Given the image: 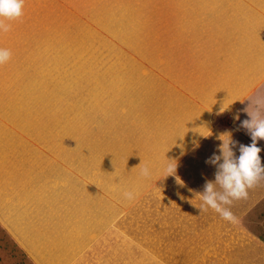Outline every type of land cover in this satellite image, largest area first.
Masks as SVG:
<instances>
[{
    "label": "rangeland",
    "instance_id": "rangeland-1",
    "mask_svg": "<svg viewBox=\"0 0 264 264\" xmlns=\"http://www.w3.org/2000/svg\"><path fill=\"white\" fill-rule=\"evenodd\" d=\"M250 1L264 9V0ZM243 6H248L244 0H25L23 15L4 21L11 27L7 32L0 31V47L11 49L12 57L0 65V173L3 174L0 188L6 201L10 199L14 213L0 221V264H104L110 251V246L105 251L107 241L113 244L114 261L106 264H143L147 253L138 243L132 246L141 253L135 258L131 238L136 236L145 242L154 232L153 220L159 221V213L169 200L168 196H158L160 203L155 205L153 201L154 187L161 189L168 178L164 170L166 162L160 160L161 177L156 176L160 185L153 184L150 175L151 185L136 196L138 199L130 201L125 215L117 218L119 213H113L116 205L99 199L97 189L91 193L80 189L79 194L70 197L72 186L76 185L68 178L63 179L62 168L76 167L82 172L79 167L92 161L90 169L97 174L98 160H88L89 151L99 150L106 161L114 164L124 161L126 156L120 152L128 145L126 150L132 152L133 161L137 160L142 144L130 143L122 136L120 123L125 116L117 118L111 112L151 106L154 79L158 75L163 77V70L171 66L169 56L177 48L174 45L190 39L217 38V29L227 38L231 29L223 27L232 20L219 28L210 20L219 16L216 13L220 8L235 7L238 11ZM237 14L242 17L239 11ZM258 17L252 15L251 20H257L251 24L254 27L251 31H256L258 41L264 44V18ZM194 94L192 100L196 101L198 97ZM257 100L261 103L257 104ZM236 106V109L256 106L254 109L261 110L257 106H264V75L256 78ZM236 109L221 107L210 112L211 137L207 150L199 151L198 157L206 161L213 154L209 150L212 135L220 137L225 132L232 137L235 133L239 135L233 124L237 119L231 118ZM244 111L239 113L238 120L249 116L248 110ZM10 126L16 130L11 136ZM219 137H213L218 139L216 146L222 143ZM222 138L227 139V134ZM43 150L49 154L46 163L41 159ZM189 151L188 148L177 156L176 168L192 164L180 163ZM25 154L38 171L37 180L32 183L28 199H17L12 195V186H8L10 174L4 171L10 166H22L20 158ZM144 163L153 168L152 159ZM47 164L48 175L42 180L41 168ZM103 169L111 171L109 165ZM126 180L125 175L123 182ZM42 182L46 188H42ZM99 185L101 182H96ZM106 194L113 200H127L121 191ZM261 215L255 219L261 216V221L255 223L228 217L229 231L225 230L224 237L219 238L218 251L203 247L202 254L189 259V264H264L263 211ZM107 216L116 218L117 228L106 233L102 230L90 250L85 248L79 254L83 244L78 245L76 237L85 229L70 226L69 221L83 220L85 226H90L87 228L90 232L92 225L96 227ZM245 226L250 230H245ZM236 231L238 236L233 234ZM169 245L172 256L183 252V247H178L179 241Z\"/></svg>",
    "mask_w": 264,
    "mask_h": 264
},
{
    "label": "crops",
    "instance_id": "crops-1",
    "mask_svg": "<svg viewBox=\"0 0 264 264\" xmlns=\"http://www.w3.org/2000/svg\"><path fill=\"white\" fill-rule=\"evenodd\" d=\"M244 1L248 6L237 8L242 17H239L235 7H223L219 9V13H216L219 16L210 20L211 23H217L218 28L230 19L232 20V22H228L227 26L224 25L223 27L231 29L227 38L224 37L225 33L223 31L217 29V38L197 41L190 39L183 41L185 44L174 45L177 48L169 56L171 66H168L167 71L163 70L165 71V77L160 75L155 79L153 77L151 106H137L135 110L131 111L127 109L124 111L114 110L116 113L111 112V115L117 118L120 115L125 116L120 123L123 135L118 132L119 135L126 136L130 143L139 142L142 144V151L140 155L136 156V158L138 157L137 160H132L133 158L130 156L132 152L126 150L128 145L120 152L124 154V157L126 156L124 161L114 164L106 161L99 150L89 151L88 160L91 158L98 160L95 161L96 166H98L97 174H94L90 169L93 167L90 164L92 161L85 162V166L79 167L82 172L77 171L76 167L62 168L63 179L68 178L76 185V187L72 186L70 197L76 195L75 193L79 194L80 189H84L89 193L97 189L95 192L99 199H107L116 205L118 211L114 210L113 213H119L116 216L117 218L119 215L121 217L122 213L125 215L131 202L123 199L113 200L110 195L106 194L107 192L121 191L123 188H134L140 193L138 194L140 196L151 185L148 183L150 175L144 176L141 171L147 165L144 163L145 160L152 159L153 168L149 169L151 175H153V184H155L158 182L156 176L161 173L160 160L165 162H167V159L176 161L179 154H182L188 148L190 149L188 156L184 157L180 163L190 161L192 164L176 168L174 174H169L168 178L164 179L165 185L162 186L163 188L156 190V187H154L153 195L155 196H153V201L155 205L160 203L158 196H168L169 200L161 209L162 213H159V221L153 220L155 228L152 235L147 237L145 242H140L142 240L137 239L136 236L131 238L132 244H130V247L137 259L141 253L132 246L140 243L145 249L147 257L164 256L163 260L155 257L161 261L160 264H189V259L192 261L194 256L202 254L203 247H213L214 250L218 251L219 238H223L225 230H228L226 229L228 218H223L211 208L206 211L199 209L202 200L198 192L203 191L207 179H214L216 167L207 164L202 157L198 156L199 151L207 150V143L209 137H211L210 133H212L213 125L210 112L221 107L236 109L238 101L244 96L248 88L254 84L256 78L264 75V44L258 41L259 37L256 31H251L254 29L251 24L257 20L255 18L251 20L252 15H258L259 19L264 18V9L252 5L250 0ZM230 14H233V17L228 16ZM205 43H209L210 46L205 45ZM196 46L199 48L197 49ZM194 93L197 94V102L192 100V98H195ZM254 108L256 106H242L231 114V118L234 119L236 115H239L242 109V113L246 112L245 109L250 113H255L257 109ZM257 108L261 109L259 112L261 116H264V106H257ZM246 117L250 118L245 115L241 120H236L233 123L238 128L239 135L235 133L232 138L242 144L251 143L249 141L251 140L250 134L246 129L240 127V121L246 119ZM196 128L202 134L210 135L207 137L202 136L194 131ZM8 130L10 136L12 132L16 134V130L11 126ZM212 136L219 137L218 135ZM213 137L210 141L213 144H211L209 150L219 153V147L216 146L218 139H213ZM194 141H198V144ZM240 143L234 145L236 155H239ZM257 143L262 149L260 155L264 158V139L258 140ZM42 153V162L46 163L49 156L48 151L43 150ZM26 159L27 154L20 158L22 166H10L7 167V171H4V174H10L8 186H12V195L17 199L22 197L28 199L30 197L29 192H32V183L37 180L36 172L38 171L35 169L36 167L31 166L30 161ZM198 164L200 166H197ZM104 165H109L111 171L103 169ZM48 168V164L45 168H41L44 175L42 180L46 179ZM106 175H108L107 178ZM125 175L127 177L126 183L123 182ZM135 176L138 179H135ZM1 177H3V174L0 173ZM129 177H131L130 181L128 180ZM159 177L161 176L159 175ZM99 181L101 185L96 186V182ZM43 185L42 182V188L47 187ZM80 185L82 188H80ZM157 185L160 184L157 183ZM2 191L3 188H0V221L5 220L6 217H10L14 213V207L10 204V199L6 201ZM43 191L46 190L43 189ZM160 191H165L168 195ZM262 198H264V175L248 190L246 198L234 200L231 205L226 206L231 210L232 215L230 218L233 217L236 221L248 219L249 223L253 221L254 223L256 221L260 222L261 211L264 212V200L263 205L260 206ZM88 206L90 205L88 204ZM6 213H8V216ZM258 215L261 216L255 221ZM110 217H105L106 221L100 222L101 224L96 227L92 225L90 232H87V228L90 226H85L83 220L74 219L75 221H69L70 226L77 225V227L85 229L83 233H78L81 236L76 237V243L78 245L79 243L83 244V250L79 254L85 248L90 250L91 243L98 239L102 230L106 233L109 229L113 228L114 230L117 228L115 226L118 224H114L116 218L111 219ZM236 221H232V224H235ZM243 228L250 230L249 226ZM233 234L238 236V231ZM142 238L144 239L145 236ZM210 240L212 242H209ZM174 241H179V248L183 247V252L180 255H184V257H180V255L172 256L173 252L169 244ZM109 246V255L104 259V264L114 261L111 250L113 244L107 241L105 251L109 249ZM131 258L133 261V257ZM145 262L146 264L148 262L154 264L152 259H147Z\"/></svg>",
    "mask_w": 264,
    "mask_h": 264
},
{
    "label": "clouds",
    "instance_id": "clouds-1",
    "mask_svg": "<svg viewBox=\"0 0 264 264\" xmlns=\"http://www.w3.org/2000/svg\"><path fill=\"white\" fill-rule=\"evenodd\" d=\"M25 0H0V31L7 32L10 25L5 20H13L21 17L24 12ZM12 57L11 49L0 47V65L6 64ZM261 102L257 100V104ZM248 112V111H247ZM250 118L240 121V127L247 130L251 136L250 144H239V155L234 152V145L238 142L234 141L230 132L227 139L222 138V143L218 146L219 153L213 154L206 159V163L214 165L216 171L214 179H207L204 184L203 191L198 192L202 203L201 210L211 208L218 212L223 218L227 219L232 215L227 205H231L234 200L246 198L248 190L252 188L257 181L264 175V158L261 157V147L257 141L264 139V116L259 111L255 113L248 112ZM234 119H239V115ZM199 128V127H198ZM198 128L194 129L202 136ZM198 144V141H194ZM176 169V161L167 159L164 170L167 175L174 174ZM144 176L151 175V171L147 165L142 168ZM166 175V176H167ZM121 194L127 200L131 201L136 198L138 192L134 188H123Z\"/></svg>",
    "mask_w": 264,
    "mask_h": 264
},
{
    "label": "trees",
    "instance_id": "trees-1",
    "mask_svg": "<svg viewBox=\"0 0 264 264\" xmlns=\"http://www.w3.org/2000/svg\"><path fill=\"white\" fill-rule=\"evenodd\" d=\"M147 259H150V260L152 259L153 262H154V264H160V262H158V261H157L155 258H153L152 256H151V257H145L144 260H143V264H146L145 261H146ZM148 264H152V263H151V262H148Z\"/></svg>",
    "mask_w": 264,
    "mask_h": 264
},
{
    "label": "bare ground",
    "instance_id": "bare-ground-1",
    "mask_svg": "<svg viewBox=\"0 0 264 264\" xmlns=\"http://www.w3.org/2000/svg\"><path fill=\"white\" fill-rule=\"evenodd\" d=\"M247 2V1H246ZM133 57V56H132Z\"/></svg>",
    "mask_w": 264,
    "mask_h": 264
}]
</instances>
